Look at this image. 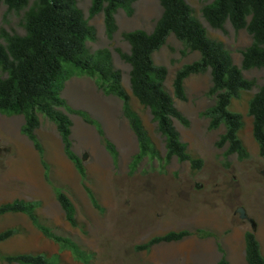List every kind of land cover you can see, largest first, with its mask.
Masks as SVG:
<instances>
[{
  "label": "rangeland",
  "instance_id": "rangeland-1",
  "mask_svg": "<svg viewBox=\"0 0 264 264\" xmlns=\"http://www.w3.org/2000/svg\"><path fill=\"white\" fill-rule=\"evenodd\" d=\"M37 1L29 0L21 10H11L6 3H0V42L5 43L4 32L25 34L26 14ZM186 1L208 35L223 41L234 62L241 66L242 51L253 42L247 29H236L230 21H226L223 29L214 28L202 13L203 7L214 0ZM77 5L96 29V39L87 43L89 51L111 52L115 67L122 71V83L131 95L132 106L141 115L159 156H144L131 172L139 143L124 116L122 100L105 92L99 76L69 67L70 75L62 95L73 108L84 110L98 120L118 150L116 165L97 126L81 115L71 114L73 149L85 163L87 184L102 209L93 205L77 168L64 152L54 123L41 116L37 129L49 164L47 179L38 151L22 132L24 116L2 111L0 204L17 198L39 201L37 212L41 219L55 232L71 237L85 257L46 237L23 213L0 217V231L18 230L0 242V253H41L55 264H216L222 255L230 264H247L245 232L251 230L259 239L264 255V157L253 134V117L248 113L251 97L264 83V67L243 70L255 85L242 91L231 104L232 110L243 115L239 136L249 151L248 158L240 160L233 154L229 157L230 166L224 164L226 146L220 147L218 141L225 126L210 128V119L205 114L215 102L209 94L212 80L208 70L185 80L186 100L174 97L176 106L189 120L188 125L175 120V126L189 153L202 158L203 166L193 169L189 161H179L176 157L167 161L165 138L158 131L150 109L133 95L131 66L121 57V52L130 51L124 32L135 29L151 32L163 12L160 1L134 0L132 14L119 8L118 29L112 37L107 34L104 13L91 14L92 0H77ZM199 58V52L191 51L173 34L155 52V62L168 68L165 87L171 95L174 96L176 72ZM5 75L0 72V76ZM56 188L65 190L72 199L76 225L67 220L57 200ZM240 208H244L245 217L241 216ZM183 229L193 233L179 241L138 248L154 236ZM0 264L18 263L0 258Z\"/></svg>",
  "mask_w": 264,
  "mask_h": 264
},
{
  "label": "trees",
  "instance_id": "trees-1",
  "mask_svg": "<svg viewBox=\"0 0 264 264\" xmlns=\"http://www.w3.org/2000/svg\"><path fill=\"white\" fill-rule=\"evenodd\" d=\"M163 12L154 29L148 32L135 29L124 32L130 44L129 52H121V57L130 64V81L133 95L148 107L158 131L165 138L166 159L176 157L179 161H189L193 169L203 166V159L194 157L174 121L188 125L189 120L176 106L174 97L186 100L185 80L192 74L210 71L212 86L209 94L215 98L205 114L210 119V128L225 126L218 145L226 146L224 164L230 166L229 157L233 154L243 160L249 151L239 136L244 125L243 115L231 109L233 99L242 91L251 90L255 82L247 78L243 70L264 67V0H214L202 9L203 16L214 28L223 29L230 21L236 29L246 28L253 42L242 51L241 66L234 62L230 50L223 41L211 38L202 22L194 15L186 0H159ZM9 9L21 10L29 0H0ZM134 0H92L91 14L104 13V23L109 37L117 31L116 13L124 8L132 14ZM248 17L250 19L248 20ZM25 34L4 32L5 43L0 42V111L21 114L25 122L22 132L33 142L38 151L46 178L49 179V164L45 159V149L37 134L41 116L55 124L60 134L65 154L77 168L82 183L91 197L93 205L102 209L92 189L88 186L85 163L73 149L71 114H78L89 123L95 124L109 152L118 164L116 145L106 137L101 123L81 109L73 108L62 95L68 78L69 67L92 76H99L106 93L120 98L123 113L134 131L139 152L132 162L134 172L139 161L146 155L159 156L141 115L131 103V95L123 86L121 69L115 67L112 54L107 49L90 52L88 41L96 39V29L89 24L77 0H38L35 7L26 14ZM175 35L191 51L200 53V58L183 65L173 81L174 96L166 89L165 80L168 68L157 64L154 54ZM248 113L253 117V134L259 144V153L264 157V83L249 101ZM56 197L63 208L67 220L77 224L76 207L69 194L56 188ZM39 201L14 199L0 204V217L6 214L23 213L46 237L71 249L77 256L85 257L78 244L69 236L55 232L39 216ZM16 228L0 231V242L17 233ZM193 232L188 229L169 231L150 238L139 245V249H149L161 242L184 239ZM245 254L247 264H264V255L256 234L245 232ZM0 258L8 263L55 264L41 253L18 252L0 253ZM216 264H230L225 255Z\"/></svg>",
  "mask_w": 264,
  "mask_h": 264
},
{
  "label": "water",
  "instance_id": "water-1",
  "mask_svg": "<svg viewBox=\"0 0 264 264\" xmlns=\"http://www.w3.org/2000/svg\"><path fill=\"white\" fill-rule=\"evenodd\" d=\"M199 186V185H198ZM240 212H241V216L242 217H245L246 215H245V210H244V208H240V210H239Z\"/></svg>",
  "mask_w": 264,
  "mask_h": 264
},
{
  "label": "bare ground",
  "instance_id": "bare-ground-1",
  "mask_svg": "<svg viewBox=\"0 0 264 264\" xmlns=\"http://www.w3.org/2000/svg\"><path fill=\"white\" fill-rule=\"evenodd\" d=\"M175 204V203H174ZM173 211V210H172ZM134 220V219H133Z\"/></svg>",
  "mask_w": 264,
  "mask_h": 264
}]
</instances>
